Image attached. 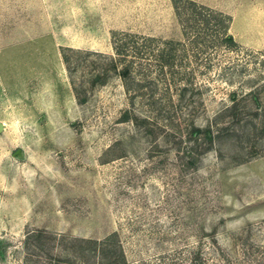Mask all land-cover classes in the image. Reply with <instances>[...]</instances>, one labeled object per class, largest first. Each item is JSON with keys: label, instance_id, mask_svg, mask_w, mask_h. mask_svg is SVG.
<instances>
[{"label": "rangeland", "instance_id": "374dc122", "mask_svg": "<svg viewBox=\"0 0 264 264\" xmlns=\"http://www.w3.org/2000/svg\"><path fill=\"white\" fill-rule=\"evenodd\" d=\"M195 1L237 45L126 89L112 34L186 43L173 0H0V264H264V0Z\"/></svg>", "mask_w": 264, "mask_h": 264}, {"label": "trees", "instance_id": "16d2710c", "mask_svg": "<svg viewBox=\"0 0 264 264\" xmlns=\"http://www.w3.org/2000/svg\"><path fill=\"white\" fill-rule=\"evenodd\" d=\"M173 3L182 37L186 43H180V41L172 38L159 41L154 36H139L126 31H115L112 34L114 55L108 57L107 65L113 68L122 79L126 89L130 87V82L135 84L134 87H137L138 84V82L133 83L131 75L135 62L148 61L149 65L163 73L168 83H175L177 80L176 73L183 69L181 62L187 48L199 53L219 45L226 47L237 45V41L229 31L230 16L228 14L195 0H173ZM76 51L78 50L76 49ZM64 60L67 61L65 55ZM106 68L104 66L98 69L92 78V82L102 81V75H104ZM147 69L150 68L147 67ZM190 130L194 135L202 133L205 141L209 143L212 141L213 134L209 127L192 126ZM104 254L101 256L99 264H131L121 251L117 254L115 252L109 254L105 252ZM188 261L189 264H202L197 251ZM138 264L150 263L141 260Z\"/></svg>", "mask_w": 264, "mask_h": 264}, {"label": "water", "instance_id": "95a60500", "mask_svg": "<svg viewBox=\"0 0 264 264\" xmlns=\"http://www.w3.org/2000/svg\"><path fill=\"white\" fill-rule=\"evenodd\" d=\"M1 129H2V123L0 122V130H1ZM18 152L20 153V149H19V148L16 149L14 153H18Z\"/></svg>", "mask_w": 264, "mask_h": 264}]
</instances>
